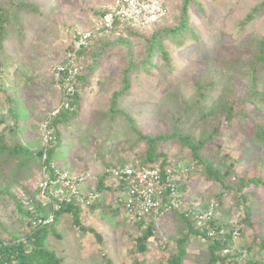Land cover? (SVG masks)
<instances>
[{"label": "rangeland", "instance_id": "rangeland-1", "mask_svg": "<svg viewBox=\"0 0 264 264\" xmlns=\"http://www.w3.org/2000/svg\"><path fill=\"white\" fill-rule=\"evenodd\" d=\"M30 1L38 6V11L24 15L20 28L6 42L4 54H0V134L10 146H23L21 158L0 156V161H8L0 167V240L6 244L11 239L25 241L34 230L30 223L34 216L59 213L54 202L43 197L40 186L48 153L56 147L55 152H59L49 159V164L68 170L72 176L87 175L83 188L90 198V202L78 206L80 225L73 212L60 211L57 223L49 231L48 243L65 264H108V257L113 264H168L171 254L177 252L185 227L177 212L159 220L148 215L140 225L139 219L129 216L122 206L116 209L112 191L93 201L91 193L104 178L106 164L115 166L148 149L145 143L134 145L135 130L156 135L169 129L163 119L164 109L162 114L158 112L161 105L166 103L167 109L181 101L185 112L191 114L192 123L197 113L191 104L199 93V80L201 84L208 83L216 73L224 74L220 77L221 87L229 86L227 80H235L237 108L258 118L224 120L219 142L222 154L229 156V162L235 160L239 175L264 176V144L254 137L256 122L264 124V106L248 98L255 89L264 93V71L257 73V87L253 90L252 77L247 75L253 66L237 62L255 51L254 40L264 36V0H189V30L172 35L167 34V29L183 19L184 0H164L169 13L155 26L95 39L81 58L82 72H88V81L79 82L82 90L72 110L61 108L66 105L65 97L56 88L52 67L63 57L64 40L72 42L74 29L96 30V21L101 17L96 14L105 11L112 0ZM255 10V20L248 22L247 16ZM165 50L169 60L164 58ZM134 65L138 67L127 72ZM126 72L131 93L118 98L121 113L115 115L112 99L124 88ZM220 92L221 89L213 98ZM213 102L210 101L212 106ZM65 112L69 118L55 123ZM220 113L223 114L221 110ZM193 131L198 133L200 129ZM157 149L174 158L183 155L179 161L173 160L175 170H170L186 183L183 197L189 199V204L202 207L208 200L216 201L221 185L192 171L189 150L171 141L157 145ZM134 159L140 160L138 156ZM23 162L26 164L21 166ZM106 182L111 184L109 178ZM249 191L264 201V183L245 190ZM240 199L226 197L231 222H237L242 214ZM255 220L257 217L253 216ZM149 226L153 235L147 241L148 251L141 253L136 247L137 239ZM258 228L249 227V242V234ZM201 239L198 234H189L182 264L207 261V246ZM256 250V259H262L264 251Z\"/></svg>", "mask_w": 264, "mask_h": 264}, {"label": "trees", "instance_id": "trees-1", "mask_svg": "<svg viewBox=\"0 0 264 264\" xmlns=\"http://www.w3.org/2000/svg\"><path fill=\"white\" fill-rule=\"evenodd\" d=\"M188 1H183V19L176 23L174 26H170L167 29V34H175L180 30H189V7ZM163 4L167 7V3L163 0ZM38 11V6H35L30 0H0V54H4L6 49V42L11 38L17 28L23 21L24 15L27 13H36ZM106 10L96 16H104ZM256 10L250 13L247 17V21L250 22L255 20ZM153 40V38H152ZM100 41V40H99ZM256 50L249 55L240 58L237 62L242 61L247 63V65L253 66L252 73L247 74L252 77L253 80V90L258 81L257 73L264 71V36L258 37L255 40ZM98 43V41H96ZM159 47H163L159 44ZM89 52L88 48L83 49L80 54H87ZM154 52V51H153ZM164 58L169 60L168 52L165 50L163 52ZM93 55H91L92 57ZM236 62V63H237ZM138 66H132L128 68L127 72L133 70ZM93 70V66L90 68ZM85 71L78 76L79 82L82 80L88 81V72ZM126 72L124 79V88L121 91L115 93L111 107L115 115L121 113L118 108V98L122 95L125 96L131 93V83L129 76ZM223 73L213 74V78L210 79L208 83L201 84L199 80L197 88L199 89L196 97L193 98L192 106L194 111L197 113V117L191 123V114L186 113L181 105V101H175L174 106H169L165 109L166 103L161 105L158 112L162 114V108L164 109L163 116L167 124L169 125L170 131L158 132L156 135L147 134L140 129L135 130L132 134L136 136V142L134 145H139L145 143L148 149L140 154L135 155L132 159H126V161H120L117 164L121 166H133L138 163L139 166H152L156 163H161L164 166H170L173 164L174 159L180 160L183 155L175 156L176 158L170 156L167 152L157 151V145L161 147L167 141H171L174 144H179L184 150L190 151V157L193 160L192 171L200 172L205 175L209 180H214L219 183L222 190L215 196L216 201H207L202 203V207H198L203 212H212V217L206 226L203 228H198L196 226V219L193 218L195 213L191 216H185L182 213H178L180 218L185 222L184 228L181 230L182 236L178 239L179 243L177 245V252L171 254L168 264H182L183 258L187 255L186 247L189 242V234L195 233L199 236L201 235V240L207 246L208 259L204 264H264V254L262 259H256L257 250L264 251V201H261L257 194L253 191L248 193L245 190L252 185H259L264 183V176L253 175L252 177H246L239 175L235 165V160L229 162L228 155L222 154V146L219 144L221 138L223 137L222 123L224 120L231 121L234 118L246 119L247 117L252 118L253 121L258 120L257 117L251 114V112L244 111L241 113L237 108V102L239 99L236 95V90L234 86V79L227 80L226 83L228 87H221L220 77ZM230 78V77H229ZM54 79V78H53ZM224 88V89H222ZM218 94L217 98L214 99V94ZM177 90L172 92L175 95ZM79 94H77L75 102H79ZM171 97V93H169ZM123 96V97H124ZM248 98L253 101H258L264 106V93L255 89L249 93ZM213 102V106L210 101ZM216 102V104H215ZM73 103V104H74ZM169 104V102L167 103ZM80 106V105H79ZM264 108V107H263ZM222 111V115L220 113ZM183 112V113H181ZM76 114V113H75ZM74 114V115H75ZM69 118L67 112L59 116L54 120L55 123L64 121ZM132 120V119H131ZM133 122V120H132ZM232 122H229L231 125ZM256 130L254 133L255 139L264 144V124L256 122ZM196 128L200 129L197 133L193 131ZM213 145V147H211ZM56 147H53L48 153V164L49 159L56 157L59 151L55 152ZM23 150V146L16 145L14 147L10 146L5 140L4 136L0 134V156L20 157ZM215 152L218 158L212 154ZM42 155V154H41ZM140 158V160L134 158ZM140 156V157H139ZM8 161H0V167L6 165ZM26 162H23L21 166H24ZM116 164V165H117ZM107 168H110L112 164L110 162L106 164ZM51 167V165H50ZM65 170V169H63ZM108 170V169H107ZM113 174L112 172H110ZM107 171L104 172V178H110L111 174ZM178 174V173H176ZM175 176V175H174ZM176 184V190L180 194H184L186 190V183H182L178 177L173 180ZM124 189V184L120 181H114L111 184L106 185L104 181H101L97 190L91 193L93 199L91 201L106 196V192H113L114 204L117 206H122V210L126 209V198L119 200L120 192ZM131 188L126 185V196L129 197ZM128 193V194H127ZM231 198H241L240 203L243 204L242 214L238 216L237 222H231L232 213L229 208L225 206V200L227 196ZM85 199L90 202L89 195L85 196ZM188 199V198H186ZM75 199L72 203H66L63 208L57 212L70 211L73 212L75 217V222L80 225V219L78 216L80 202L75 203ZM189 202V199H188ZM121 209V208H119ZM117 209V210H119ZM61 211V212H60ZM56 214V219L59 218L60 214ZM129 215V214H128ZM253 216L257 217V220L253 221ZM39 217H33L30 223L34 219ZM143 220L139 219L137 223L143 224ZM57 223L55 220L52 224L39 225L34 228L33 232L28 234L26 240L11 239V243L6 244L4 241L0 240V264H65L64 258L58 256L57 252L51 248L48 243V235L52 226ZM259 226L257 230H254L251 235L252 241H248V229L249 227ZM82 227V226H81ZM253 229V228H252ZM224 231L221 233V231ZM95 231V230H93ZM210 231H215L214 234H210ZM153 235V228L149 226L137 239V250L141 253L148 251L147 241ZM231 250V252H229ZM228 251V252H225ZM108 264H113L111 258H107Z\"/></svg>", "mask_w": 264, "mask_h": 264}, {"label": "built area", "instance_id": "built-area-1", "mask_svg": "<svg viewBox=\"0 0 264 264\" xmlns=\"http://www.w3.org/2000/svg\"><path fill=\"white\" fill-rule=\"evenodd\" d=\"M169 13L162 0H112L106 9V14L96 21V30H75L73 40L63 44L64 51L61 60L52 67V75L56 88L63 92L67 107L73 109L72 101L82 90L78 76L82 73V55L84 47L90 46L93 41L103 35H111L124 30H142L154 26L162 21ZM60 111V108L54 112ZM51 137V136H48ZM116 180L124 184L120 192L119 200L126 198V210L133 218L142 219L150 214H158L162 209L166 211L182 208L178 200V193L173 182L171 170L164 175L159 164L151 167L133 166L116 167L111 169ZM43 181L40 186L43 189V197L54 202L56 212L61 210L66 203L89 202L85 199L86 192L83 184L88 179L87 175L72 176L68 170H58L50 164L43 167ZM126 185L131 188L129 197L126 196ZM128 194V193H127ZM198 224L204 225L212 217V212L198 213ZM32 221L33 227L52 224L56 214L49 216H37ZM224 231L222 230L221 233ZM215 231H210L214 234Z\"/></svg>", "mask_w": 264, "mask_h": 264}, {"label": "clouds", "instance_id": "clouds-1", "mask_svg": "<svg viewBox=\"0 0 264 264\" xmlns=\"http://www.w3.org/2000/svg\"><path fill=\"white\" fill-rule=\"evenodd\" d=\"M163 1V0H162ZM167 8H168V6H167ZM107 9V8H106ZM168 10H169V8H168ZM161 22V21H160ZM159 22V23H160ZM158 24V23H157ZM156 25V24H155ZM154 25V26H155ZM153 27V26H152ZM92 44V43H91ZM90 44V45H91ZM89 47V46H88ZM88 47H84L83 49H85V48H88ZM81 92V91H80ZM77 96V95H76ZM76 96H75V98L73 99V101H72V106H74V102H75V99H76ZM156 164H159L160 165V167H161V169H162V173L164 174V175H166L167 173H168V170L170 169V168H173V165L171 164L170 166H164L163 164H161V163H156ZM156 164H154V165H152V167L153 166H155ZM136 165H138V163H136L135 165H133V166H136ZM118 166H120V167H123V166H121L120 164H117V165H115V166H112L111 168H110V170L108 171L107 170V172L108 173H110L111 172V169H113V168H116V167H118ZM133 166H124V167H133ZM139 166V165H138ZM145 167H148V166H145ZM151 167V166H150ZM109 169V168H108ZM174 170H175V168H173ZM175 172H178V171H175ZM111 174V173H110ZM171 174H173V172L171 171ZM108 178V177H107ZM107 178H102L101 179V181H104L105 183H106V185H108V183L106 182V180H107ZM110 179V181L111 182H109V183H112V182H114V181H117L116 179H115V177L113 176V174H111V177L109 178ZM175 179V176L173 175V180ZM100 181V182H101ZM174 182V181H173ZM175 186H176V184H175ZM178 193V192H177ZM178 200L181 202V206H182V208L180 209V208H175V209H173V210H170V211H166L165 209H162L161 210V212L160 213H158V214H150L149 216H152V218H154L155 220H159L161 217L162 218H164V216H166L167 214H170V213H173V212H177V213H182V214H184L185 216H191L193 213L192 212H194L195 213V215H194V217L193 218H195L196 219V226L198 227V228H203L204 226H206V223L207 222H209V220H207L206 222H205V224L204 225H199L198 224V220H199V216H197L198 215V213L199 214H201L203 211H201V209L200 208H198L197 206H195V205H193V204H189V202H188V199H186L185 197H183V195L182 194H180V193H178ZM81 204H83V203H81ZM126 210V209H125ZM127 211V210H126ZM128 213V212H127ZM129 214V213H128ZM213 214V213H212ZM130 216V215H129ZM200 237H201V235H200ZM225 252H228V251H225ZM229 252H231V250L229 251Z\"/></svg>", "mask_w": 264, "mask_h": 264}]
</instances>
